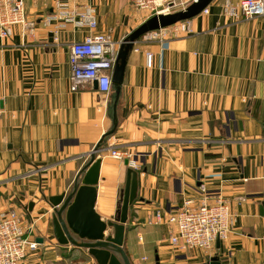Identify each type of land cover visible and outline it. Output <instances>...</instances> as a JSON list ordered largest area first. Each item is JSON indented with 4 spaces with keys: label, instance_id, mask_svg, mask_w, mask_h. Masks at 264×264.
Wrapping results in <instances>:
<instances>
[{
    "label": "crops",
    "instance_id": "0c3cea01",
    "mask_svg": "<svg viewBox=\"0 0 264 264\" xmlns=\"http://www.w3.org/2000/svg\"><path fill=\"white\" fill-rule=\"evenodd\" d=\"M80 2L95 10L94 32L118 44L145 21L130 0ZM223 2L190 19L189 34L141 37L128 54L117 129L95 157L94 211L111 219L132 189L123 244L132 264H205L213 256L221 264H264V16L233 19ZM25 5L34 37L22 39L14 28L0 39V212H21L31 238L42 240L24 264H98L87 250L58 245L48 199L69 191L111 128L113 92L106 97L92 84L71 92L69 45L91 31L67 25L54 34L42 26L53 0ZM110 147L134 153L139 170L108 157ZM201 184L229 203L232 231L211 252L178 251L172 228L154 217L184 201L196 205Z\"/></svg>",
    "mask_w": 264,
    "mask_h": 264
},
{
    "label": "built area",
    "instance_id": "2783aa9c",
    "mask_svg": "<svg viewBox=\"0 0 264 264\" xmlns=\"http://www.w3.org/2000/svg\"><path fill=\"white\" fill-rule=\"evenodd\" d=\"M130 3L136 11L150 17L186 8L182 0H130ZM223 12L233 19L262 17L264 0H240L236 4L224 0ZM202 13L208 14L207 8ZM67 25L73 29L84 27L91 31L81 41H72L69 45L70 91L76 92L83 85L96 82V91L108 97L112 91L111 72L119 44L108 35L94 32L97 18L91 6L80 0H53L52 15L43 19L42 26L51 27L54 34H58ZM14 28H19L22 39L33 38L36 24L27 19L25 0H0V39H10ZM190 32V22L186 20L151 31L142 38L165 42ZM145 59L146 66L150 68L151 53H145ZM108 153V157L125 162L133 170H139L140 165L134 153L113 147H110ZM198 190L200 198L196 205L192 201H184L176 212L169 213L165 218L157 213L153 220L157 224L165 222L172 228L169 241L178 251L211 252L216 242L226 241L232 231L233 214L229 203L219 195L212 196L203 184ZM31 231L32 227L25 224L21 212L14 209L0 212V264H24L37 253L40 244L31 238ZM146 260L142 258L143 262Z\"/></svg>",
    "mask_w": 264,
    "mask_h": 264
},
{
    "label": "water",
    "instance_id": "95a60500",
    "mask_svg": "<svg viewBox=\"0 0 264 264\" xmlns=\"http://www.w3.org/2000/svg\"><path fill=\"white\" fill-rule=\"evenodd\" d=\"M214 0H194L184 10L154 15L141 23L128 34L119 44V49L111 74L112 103L111 128L105 132L99 142L88 154L89 160L76 175L73 184L67 193L48 199L53 209V234L58 245L72 246L87 250L98 264H132V259L123 250L125 224L127 213L132 203L131 190H125L121 205L115 216L107 221L100 219L94 211L96 201V185L98 184L101 159L95 157L104 150L107 139L112 137L117 129V104L121 85L125 73L128 54L133 45L145 34L158 29L172 26L178 22L190 20L202 13ZM50 41L53 35L49 34ZM96 82L93 87L96 88ZM31 204L29 208H31ZM111 229L112 233L105 236V231ZM42 243L41 239L36 240ZM219 248V242H216ZM157 261V258H155ZM156 264H159L157 261ZM205 264H221L217 256L209 258Z\"/></svg>",
    "mask_w": 264,
    "mask_h": 264
},
{
    "label": "rangeland",
    "instance_id": "374dc122",
    "mask_svg": "<svg viewBox=\"0 0 264 264\" xmlns=\"http://www.w3.org/2000/svg\"><path fill=\"white\" fill-rule=\"evenodd\" d=\"M143 13V12H142ZM144 14V18L142 17L141 20H147L148 18H150V16H148V14L143 13ZM104 147V146H103ZM107 155H109V153H107ZM40 244V243H39ZM152 258V256H150Z\"/></svg>",
    "mask_w": 264,
    "mask_h": 264
}]
</instances>
